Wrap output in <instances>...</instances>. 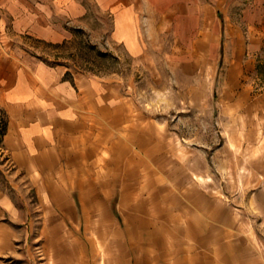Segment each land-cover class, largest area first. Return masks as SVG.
Segmentation results:
<instances>
[{
    "label": "rangeland",
    "instance_id": "374dc122",
    "mask_svg": "<svg viewBox=\"0 0 264 264\" xmlns=\"http://www.w3.org/2000/svg\"><path fill=\"white\" fill-rule=\"evenodd\" d=\"M38 2L10 48L118 96L62 141L57 182L13 162L0 116L1 262L264 264V0H227L236 28L199 58L151 17L127 46L95 0Z\"/></svg>",
    "mask_w": 264,
    "mask_h": 264
},
{
    "label": "crops",
    "instance_id": "0c3cea01",
    "mask_svg": "<svg viewBox=\"0 0 264 264\" xmlns=\"http://www.w3.org/2000/svg\"><path fill=\"white\" fill-rule=\"evenodd\" d=\"M27 1L29 7L23 0H0L1 142L13 162L35 182H57L53 174L59 170L62 141L77 133L89 116L112 110L118 92L93 76L67 72L10 48L4 40L8 24L28 26L24 20L28 17L32 26L39 25V2ZM95 1L111 12L115 31L127 46L133 45L136 27L151 17L155 26L172 33L180 48L175 58L208 57L227 28H236L227 16V0ZM8 11L11 23H7ZM198 44L208 54L201 55ZM6 203L8 197L0 192V215ZM6 231L7 225L0 221V235Z\"/></svg>",
    "mask_w": 264,
    "mask_h": 264
}]
</instances>
